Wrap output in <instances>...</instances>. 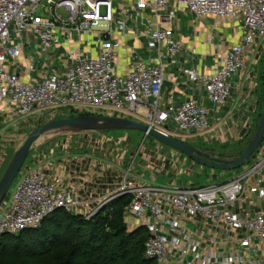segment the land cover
I'll list each match as a JSON object with an SVG mask.
<instances>
[{"label":"built area","instance_id":"2783aa9c","mask_svg":"<svg viewBox=\"0 0 264 264\" xmlns=\"http://www.w3.org/2000/svg\"><path fill=\"white\" fill-rule=\"evenodd\" d=\"M179 13L220 20L238 35L233 44L222 37L224 53L210 72L185 70L214 107L224 108L231 78L247 67L256 45L264 46V0H0V134L36 111H44L49 123L67 110L132 120L171 138L209 132L205 104L187 99L161 107L167 68L182 51L175 30ZM32 43L41 48L38 62L26 55ZM58 49V60L65 59L60 65L53 60ZM46 55L49 63L41 70ZM18 141L1 140L0 148ZM241 169L226 182L203 187L125 181L84 211L62 177L25 165L0 203V237L38 229L58 210L91 219L127 195V227L147 230L145 256L156 264H264V209L255 206L264 202V140ZM249 195L255 208L242 210Z\"/></svg>","mask_w":264,"mask_h":264},{"label":"crops","instance_id":"0c3cea01","mask_svg":"<svg viewBox=\"0 0 264 264\" xmlns=\"http://www.w3.org/2000/svg\"><path fill=\"white\" fill-rule=\"evenodd\" d=\"M184 24L191 33L182 32ZM175 30L176 37L182 44V51L167 68L169 78L164 85L161 107L166 109L170 104L180 105L187 99H195L199 103L205 104L210 111V131L204 134L195 131L184 135L177 133L174 138L178 140L180 137L184 139L181 142L209 153L213 157L229 160L230 158L222 156L215 149H201L197 145L202 146L204 143H209L246 149L258 128L264 107V73L258 74L256 70L262 58L264 46L256 45L253 48V54L248 57L247 67L231 78L232 91L229 103L224 108H216L208 101L203 88H196L189 82L185 70L210 72L224 53L222 37L225 36L229 44H233L238 41V35H234L233 30L220 20L209 18L195 20L193 16L186 13L178 14ZM216 31L220 33L218 39ZM211 37L214 39L209 43ZM145 60H149L148 56ZM4 120L5 117H0V128L3 127ZM13 122L15 121L10 123ZM4 134H0V141ZM90 134H94V132L76 133L72 136L67 134V136L70 135L68 139L58 138L56 141L52 139L51 143L46 142L38 145L28 157L27 168H40L50 177H62L65 184L73 188L82 199L84 211L97 208L112 197L125 181L132 184L150 183L161 186L158 182L160 177H163V179H167H164L166 184L163 186L171 184L183 186L181 175L185 171L181 163L187 160L178 157L173 149L167 158L162 154V151H159L158 161L168 164L166 170L149 167L146 169L148 174L142 176L138 171V168H142L140 166L144 160L142 157L138 163H130L126 170L124 169V158L115 159L112 157L109 159L108 154L103 153L102 149L96 148V151H91L83 143L77 142L74 143L76 146L73 149L72 137L79 138L83 142ZM187 140L188 142H185ZM190 140H192L191 143H189ZM17 143L12 147L6 145L7 147H4L3 150L0 148V172L3 170V165L11 158L12 153L17 151ZM88 152H92L94 155H87ZM3 155L5 156L2 157ZM133 169H137L136 173L133 172ZM192 170H187L186 174L192 176ZM128 173V179L125 180ZM248 197L242 205V210L252 209L255 206L260 207H257L258 209H264V202L254 206L252 201L255 197L252 195ZM135 227L134 223L128 226L130 231L135 230Z\"/></svg>","mask_w":264,"mask_h":264},{"label":"trees","instance_id":"16d2710c","mask_svg":"<svg viewBox=\"0 0 264 264\" xmlns=\"http://www.w3.org/2000/svg\"><path fill=\"white\" fill-rule=\"evenodd\" d=\"M130 200L127 195L120 197L91 219L58 210L38 229L0 237V258L50 257L48 264H68L69 251L55 256L56 251L74 247L76 252L74 250L71 257L76 253L80 264H156L145 256L147 230L144 227L132 231L125 228V210Z\"/></svg>","mask_w":264,"mask_h":264},{"label":"rangeland","instance_id":"374dc122","mask_svg":"<svg viewBox=\"0 0 264 264\" xmlns=\"http://www.w3.org/2000/svg\"><path fill=\"white\" fill-rule=\"evenodd\" d=\"M182 32L185 34L191 33L190 29L186 28L185 24H184V28H182ZM219 35H220L219 31H216V38L217 39H218ZM75 38H78V36L75 35ZM40 49L41 48H40L38 43H32L31 45H27L26 55L35 57V59L38 62V56L36 55V51H39ZM62 54H63V50H61V49L56 50L54 53L53 60L55 59L57 61L58 58ZM143 58L145 59L146 55L143 56ZM46 59H47V55L44 59L45 60L44 64H42V66L39 69L44 70L47 68L49 62ZM64 61H65V59L58 60L56 65H60V64L64 63ZM256 70H257L258 74L264 73V49L262 50V58L260 59V63L256 67ZM91 113H93V112H91ZM98 114H100V113H98ZM44 115H45L44 111H36L33 114H31L28 118H20V119L16 120L15 122L10 123L2 131V133H5L3 135L2 139H7V138L9 139L12 136H17L19 139V141L17 143V147H18L17 150H18L21 147V145L26 141L28 135L34 129H36V128L44 125V124H47L44 122ZM71 116H75L74 113L71 110H67L65 112V114H59L57 119L58 120L67 119V118H71ZM169 129L171 131H175L176 126L174 124H171L169 126ZM67 134H71V136H72V134H76V133L67 132V131H56L54 133L43 136L34 145L30 155L32 154V152H34L35 148L38 145L44 144L46 142L51 143L52 139L54 141H56L58 138L68 139L70 135L67 136ZM86 138L87 139L82 142L81 139L76 138V137H72L71 141L73 143V149L76 146V144H74L75 142L80 143V144L83 143V145L87 146L88 147L87 149H89L91 151H93V150L96 151V148L102 149L103 153L108 154L109 159H112V157L115 159H118L120 157L124 158V165H125L124 169H126V170L128 169L127 167L129 166L130 163H133V162L138 163L140 158L142 157V158H144L143 163H140V166L142 168H138L139 169L138 171L141 173L142 176L145 174L146 175L148 174V171L146 169L149 167H151L152 169H158V170L159 169L160 170H166L168 168V164H164V163H161L158 161L159 151H162L163 152L162 154H164L165 158H167L168 154L170 153V151L172 149L168 146L161 144L158 140H156L155 138H153L151 136H148L145 138V133H143L141 131H138V130H117V131H103L100 133L94 132V134L87 135ZM178 140L183 141L184 139L179 137ZM185 142H188V140ZM191 142H192V140L189 141V143H191ZM194 145H197V144H194ZM197 147H199L201 149H204V148L211 149V150L215 149V151H218L220 154H222V156L230 158L229 160L236 159L237 158L236 155L240 154V152H243L245 149V148H239V147L238 148L223 147V146L218 145V144L212 145L209 143H204L202 146L198 144ZM173 152L178 157H182V158H185L187 160L186 162L183 161L181 163L182 167L184 168V171H185L181 175L183 186L191 185V183H192V185H195L196 187H203V186H206L209 184L223 183V182L230 180L234 176L240 174L242 171L241 168L235 169V170H230V171H223V170H219V169H212L210 167L202 166V165L197 164V163L192 165V160H190L188 157H186L185 155L181 154L178 151L174 150ZM15 153L16 152H13L12 155L10 156L11 158H9L7 160V162L3 165V170L0 172L1 178L4 174V172L6 171L8 164H10L11 160L13 159ZM90 153L92 155H94L92 152H90ZM234 157H236V158H234ZM28 160L29 159H27L26 164L29 163ZM191 169H193L192 170L193 171L192 176L186 174V171L191 170ZM136 171H137V169H133L134 173H136ZM215 176H217V177H215ZM164 179H163V177H160L158 184H160L161 186L165 185L166 181H164ZM165 180H167V179H165ZM118 199H120V197L114 199L113 201L108 203L105 207L111 205L113 202H115ZM125 222H126V220H125ZM128 230H129V228H128ZM115 244H114V246H115ZM113 247H111V248H113ZM74 250H75L74 247L71 249H69V248H64L63 250L58 249L56 251L55 256L65 254V252L69 251L68 254H70V255L68 258V260H69L68 264H71V263L72 264H80V263H77V261H80V260H77L76 253H75V255L73 254V257H71V254ZM74 252H76V250ZM49 260H50V257L31 258V257H26V256H23V257H15V256L14 257H8V256H6V257L0 258V264H48ZM125 264H127V263H125Z\"/></svg>","mask_w":264,"mask_h":264},{"label":"water","instance_id":"95a60500","mask_svg":"<svg viewBox=\"0 0 264 264\" xmlns=\"http://www.w3.org/2000/svg\"><path fill=\"white\" fill-rule=\"evenodd\" d=\"M117 130H138L145 135H149L161 144L170 147L188 157L193 162L212 169L230 171L245 166L256 153L264 140V107L258 128L244 152L234 160H225L213 157L211 154L203 152L198 148L167 137L156 130L150 129L144 124L132 120L117 118L112 116L99 115H79L67 119L54 120L34 129L27 137L26 141L16 151L13 159L8 165L2 178L0 179V203L8 196L11 187L19 176L21 170L39 139L56 131H67L72 133L103 132ZM127 228V224H125Z\"/></svg>","mask_w":264,"mask_h":264}]
</instances>
